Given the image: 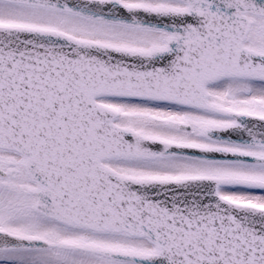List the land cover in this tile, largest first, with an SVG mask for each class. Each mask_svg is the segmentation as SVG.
<instances>
[{
  "label": "snow or ice",
  "instance_id": "1",
  "mask_svg": "<svg viewBox=\"0 0 264 264\" xmlns=\"http://www.w3.org/2000/svg\"><path fill=\"white\" fill-rule=\"evenodd\" d=\"M0 264H264V0H0Z\"/></svg>",
  "mask_w": 264,
  "mask_h": 264
}]
</instances>
